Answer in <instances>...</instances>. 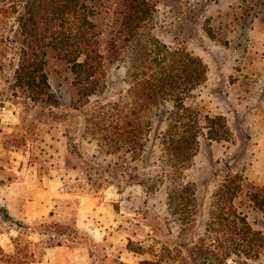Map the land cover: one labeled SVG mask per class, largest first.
I'll list each match as a JSON object with an SVG mask.
<instances>
[{"label": "rangeland", "instance_id": "rangeland-1", "mask_svg": "<svg viewBox=\"0 0 264 264\" xmlns=\"http://www.w3.org/2000/svg\"><path fill=\"white\" fill-rule=\"evenodd\" d=\"M130 2L87 1L97 33L81 52L64 15L60 47L39 51L48 103L16 81L34 61L28 0H0V247L18 229L14 263L28 264L74 226L66 209L27 221L38 185L107 191L142 262L201 264L204 243L225 264H264V0H140L137 28ZM86 53L94 71H76ZM11 192L21 203L10 207ZM0 261L14 264L1 251Z\"/></svg>", "mask_w": 264, "mask_h": 264}, {"label": "crops", "instance_id": "crops-1", "mask_svg": "<svg viewBox=\"0 0 264 264\" xmlns=\"http://www.w3.org/2000/svg\"><path fill=\"white\" fill-rule=\"evenodd\" d=\"M35 187L24 201L26 211L29 210L27 221L43 217L48 219L58 209L76 212V220L71 229L52 233V237H59L60 240L46 247L42 259H34L28 264H141L144 261L142 252L130 246L134 238L119 228L123 215L111 200L103 196L102 193L107 191L90 196L64 192L59 188L47 190L38 185ZM112 195L115 196L114 193ZM17 196L16 192L6 194L5 202L10 207L11 202L13 205L21 203ZM33 234L32 238L37 242L46 237L38 231ZM19 235L20 231L14 229L6 235L7 240L2 241L7 254H17L15 241Z\"/></svg>", "mask_w": 264, "mask_h": 264}, {"label": "trees", "instance_id": "trees-1", "mask_svg": "<svg viewBox=\"0 0 264 264\" xmlns=\"http://www.w3.org/2000/svg\"><path fill=\"white\" fill-rule=\"evenodd\" d=\"M74 1V5H71V0H68L66 3L60 7V0H28V3H26V7L30 8V19L32 20V25L30 26L28 23H24V27L28 29L30 32V35L34 38L36 46L32 48L33 51V62H30V58L27 59L22 63L21 69L16 74V81L18 85L20 86H27L29 88L33 89H41L42 96L47 97L46 100L48 103H51V100H54V94L50 92L51 88L49 85L48 77L44 73V65L42 63V60L40 59V50H43V54L46 55V48L48 47H55L59 48L60 43L58 40L60 39L58 37V34L60 35V20H63L62 23L68 21L69 19L65 18V16H69L73 18L75 21L76 27L74 28L75 31V39L77 40L78 50L81 52V50L88 49V45H90V40L92 43V37L96 36V30L97 26L88 18V15L84 12L86 9H89L87 1H94V0H72ZM133 2H130L127 4V9L130 12V19L134 24V28H137L138 25H140L141 21H144L140 13L142 12V4L140 0H132ZM76 3V4H75ZM80 6V7H79ZM51 8L52 7V13L43 15L39 14L42 13L43 9ZM37 12H39L37 14ZM41 15V16H40ZM61 15V16H60ZM65 15V16H64ZM135 15V16H134ZM135 17V19H134ZM131 23V22H130ZM132 24V23H131ZM30 27V28H29ZM49 39V40H48ZM62 45H65L64 42H62ZM64 51V50H63ZM89 51V50H88ZM26 56V54H25ZM89 53H86V60L84 62H77L74 64V69L76 71H84L87 68L94 71L93 66L89 67ZM25 59V58H24ZM91 72V76H92ZM174 115L172 119H174L175 113H172ZM145 185V184H143ZM67 227V226H63ZM60 228H62L60 226ZM67 228L62 229L60 233L65 232ZM52 244L48 245L51 246ZM196 249L198 250V256H196V259L193 257V261L195 263H201V264H225L228 261V258L225 257L224 259H221L219 254L216 252L217 250L209 249L205 246L204 243H198L195 245ZM260 249L264 248L263 246H259ZM237 255L241 257V253L244 252V245L240 244L237 248H234ZM255 251V257H258L260 255L259 251L256 250L255 247L251 248ZM1 253L4 255H7L10 259H12V263H14V260L17 256H19L20 249L17 246V254L16 255H9L6 254L3 250V248L0 247ZM227 254V255H231ZM230 257V256H228ZM27 263H30L34 259L27 258L25 259ZM239 261V260H238ZM1 262V261H0ZM247 260L244 262H238V264H247ZM16 264V263H14ZM142 264H154L153 262L145 261L142 262Z\"/></svg>", "mask_w": 264, "mask_h": 264}]
</instances>
